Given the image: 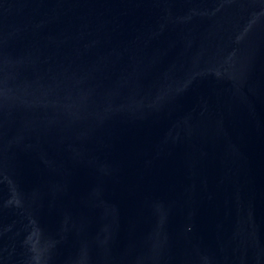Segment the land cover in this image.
Wrapping results in <instances>:
<instances>
[{
	"label": "water",
	"instance_id": "obj_1",
	"mask_svg": "<svg viewBox=\"0 0 264 264\" xmlns=\"http://www.w3.org/2000/svg\"><path fill=\"white\" fill-rule=\"evenodd\" d=\"M0 264H264V0H0Z\"/></svg>",
	"mask_w": 264,
	"mask_h": 264
}]
</instances>
